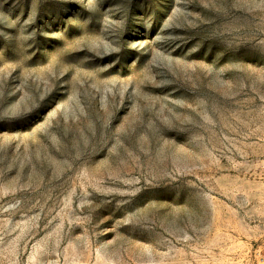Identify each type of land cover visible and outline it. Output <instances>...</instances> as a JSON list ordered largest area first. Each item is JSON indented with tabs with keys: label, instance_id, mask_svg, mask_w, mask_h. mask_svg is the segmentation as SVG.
Wrapping results in <instances>:
<instances>
[{
	"label": "rangeland",
	"instance_id": "rangeland-1",
	"mask_svg": "<svg viewBox=\"0 0 264 264\" xmlns=\"http://www.w3.org/2000/svg\"><path fill=\"white\" fill-rule=\"evenodd\" d=\"M0 264H264V0H0Z\"/></svg>",
	"mask_w": 264,
	"mask_h": 264
}]
</instances>
